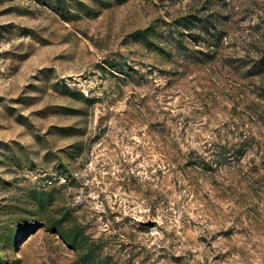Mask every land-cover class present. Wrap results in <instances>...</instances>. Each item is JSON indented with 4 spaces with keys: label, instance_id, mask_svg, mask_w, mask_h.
Here are the masks:
<instances>
[{
    "label": "rangeland",
    "instance_id": "rangeland-1",
    "mask_svg": "<svg viewBox=\"0 0 264 264\" xmlns=\"http://www.w3.org/2000/svg\"><path fill=\"white\" fill-rule=\"evenodd\" d=\"M0 264H264V0H0Z\"/></svg>",
    "mask_w": 264,
    "mask_h": 264
}]
</instances>
